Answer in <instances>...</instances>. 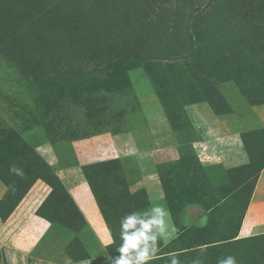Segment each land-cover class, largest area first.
<instances>
[{"label": "rangeland", "instance_id": "obj_1", "mask_svg": "<svg viewBox=\"0 0 264 264\" xmlns=\"http://www.w3.org/2000/svg\"><path fill=\"white\" fill-rule=\"evenodd\" d=\"M260 108L264 0H0V264L17 246L13 227L49 229L20 264L99 253L107 264L123 216L164 206L180 222L184 205L227 193L217 225L174 227L151 264H171L170 253L180 264H264V234L237 235L236 224L264 165V129L235 130L252 167L234 184L192 150L202 118ZM155 165L163 198L151 204L129 191ZM88 187L103 223L85 207ZM75 204L111 244L97 249Z\"/></svg>", "mask_w": 264, "mask_h": 264}, {"label": "crops", "instance_id": "obj_2", "mask_svg": "<svg viewBox=\"0 0 264 264\" xmlns=\"http://www.w3.org/2000/svg\"><path fill=\"white\" fill-rule=\"evenodd\" d=\"M243 112L244 109H241V112L237 114V118H232L227 122L223 120L221 121L215 116L207 115L206 117L202 118L203 123L199 124L200 127L197 128L199 132H202L200 138L192 142V144L194 143L198 146L197 149H195L196 151L193 148L192 150L195 156H199V153L201 154L204 163H200L199 161L198 163L206 171V173L212 174V172L216 170L221 171L222 174L226 175L228 182L231 184H234L237 181L240 173H244L249 167H252V163L240 143V136L237 134V131L241 130L244 126H249L250 128L255 129H264V108H260L255 114L249 111H245L246 113ZM117 135L110 136V139H106V141L108 140L110 142L111 138L116 137ZM116 148H122L120 143L119 145L116 143ZM154 153L158 154L160 152L155 151ZM172 160L175 161L177 159L175 158ZM154 170L156 177L153 176L145 180L140 175L138 181L131 185V189L133 191H129V193H133L136 190H143L148 196L151 204L160 202V200L163 198L161 195L160 180L156 172V165L154 166ZM252 177L254 186L246 202H244L240 209V216L236 223L238 227L237 235L241 234L242 229L244 228L248 235L247 238L264 234V165H260ZM240 180L242 183L248 181L244 180L243 176H240ZM88 193L89 197L87 200L89 205L85 207L94 218H98L100 222L103 223L101 221L95 199L89 187ZM233 195V193H227L224 197H222L219 203L210 205L207 208L200 206V204L184 205L182 207L183 213L180 222L175 221L168 211L170 214L169 224L172 228L168 240H170V237L175 231L174 227L217 225V223L225 215L227 209L232 208L230 201L233 200ZM77 209L85 220L86 226L89 228L88 230H91L97 244V249L101 250L102 248H105L111 244L112 239L111 236H109L106 227H102L103 229L96 228L93 222L86 218L85 214L78 206ZM233 210L236 212L237 209ZM38 226H41L40 223ZM13 228L16 231L14 237L10 241L12 242L16 238V241H18L17 246L13 245V250H9L7 247L4 248L8 255L7 262L9 264H20L22 261H24L22 255L29 254L32 249L34 254L35 249L37 246H39L49 229L45 230V227H37V229L40 230L39 234L35 230H33V232L30 234H26L25 227ZM100 230L103 231L102 233L104 234L105 240H103L100 236ZM110 240L111 242H109ZM12 243L14 244V242ZM33 258L36 259L34 256ZM102 261V254L99 253L94 254L87 259H79L72 262L65 261V264H98ZM47 263L54 264V262Z\"/></svg>", "mask_w": 264, "mask_h": 264}, {"label": "clouds", "instance_id": "obj_3", "mask_svg": "<svg viewBox=\"0 0 264 264\" xmlns=\"http://www.w3.org/2000/svg\"><path fill=\"white\" fill-rule=\"evenodd\" d=\"M169 216L164 206L152 207L150 213L132 212L123 216L120 221L121 243L117 248L119 255L106 256L107 264H151L160 252L161 241L172 231ZM169 255L171 264H180L175 253ZM227 264H235V261L230 258Z\"/></svg>", "mask_w": 264, "mask_h": 264}, {"label": "bare ground", "instance_id": "obj_4", "mask_svg": "<svg viewBox=\"0 0 264 264\" xmlns=\"http://www.w3.org/2000/svg\"><path fill=\"white\" fill-rule=\"evenodd\" d=\"M149 156H151V155L148 154L147 157H149Z\"/></svg>", "mask_w": 264, "mask_h": 264}]
</instances>
